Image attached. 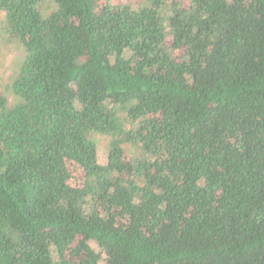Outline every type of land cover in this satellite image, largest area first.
Listing matches in <instances>:
<instances>
[{
  "label": "trees",
  "instance_id": "trees-1",
  "mask_svg": "<svg viewBox=\"0 0 264 264\" xmlns=\"http://www.w3.org/2000/svg\"><path fill=\"white\" fill-rule=\"evenodd\" d=\"M11 44L0 264H264V0H0Z\"/></svg>",
  "mask_w": 264,
  "mask_h": 264
},
{
  "label": "rangeland",
  "instance_id": "rangeland-1",
  "mask_svg": "<svg viewBox=\"0 0 264 264\" xmlns=\"http://www.w3.org/2000/svg\"><path fill=\"white\" fill-rule=\"evenodd\" d=\"M130 1V0H129ZM140 0H131V2L136 3ZM20 51L18 48L14 47V45H7L3 47L0 45V89L1 84L8 77L9 73L11 74L15 63L20 58ZM102 143V142H101ZM68 169L71 172V178L73 184L81 183L83 179V170L82 168L72 162L68 163Z\"/></svg>",
  "mask_w": 264,
  "mask_h": 264
}]
</instances>
